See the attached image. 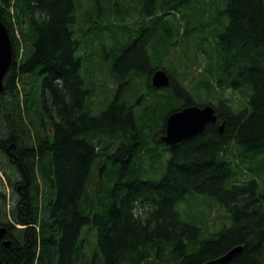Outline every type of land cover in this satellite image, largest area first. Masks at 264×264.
Listing matches in <instances>:
<instances>
[{
    "label": "trees",
    "instance_id": "obj_1",
    "mask_svg": "<svg viewBox=\"0 0 264 264\" xmlns=\"http://www.w3.org/2000/svg\"><path fill=\"white\" fill-rule=\"evenodd\" d=\"M81 16V0H0L15 50L0 148L16 144L4 152L16 175L0 168L13 189L31 182L16 209L0 204L12 240L0 241V264H203L237 245L226 264H264V0H92ZM86 28L119 85L99 112L78 54ZM158 68L171 75L161 89ZM193 104H212L224 131L210 123L163 142L168 115ZM1 187L0 174L6 199ZM194 193L215 197L231 225L204 237L184 221L177 204Z\"/></svg>",
    "mask_w": 264,
    "mask_h": 264
},
{
    "label": "rangeland",
    "instance_id": "obj_2",
    "mask_svg": "<svg viewBox=\"0 0 264 264\" xmlns=\"http://www.w3.org/2000/svg\"><path fill=\"white\" fill-rule=\"evenodd\" d=\"M81 4H82L83 16L92 10V0H81ZM91 16H93L91 17L92 21L98 24L99 22L97 19H95L94 17L95 15H91ZM133 22L134 20L131 18L126 20V23L128 25H131ZM83 24L84 22L80 21L79 26H82ZM86 30L88 31L91 30V32L89 33V35L85 37V40L83 39L82 43H80L81 48L79 49L78 54L81 55L83 59L82 60L83 71L87 76V81H90L89 83L94 93L89 98L88 101L89 107L91 106L94 112H99V111H103L105 107L108 105V103L119 92V85L117 84L112 72L109 69L111 64L110 57L107 56L106 59L101 58L100 55L101 53L99 50L100 42L95 37V33H97V29L94 28L93 30V28L91 29L86 28ZM119 37L120 40H124L123 36H119ZM79 39H81V37ZM105 41L106 42L104 47L108 51L110 50L109 48H112V46L109 43L110 39L106 37ZM141 52L142 50L138 49L131 55L133 56L136 53L135 57L138 56L140 58L139 64H141L142 66L145 63V60L141 59V57L143 56ZM175 55L176 53H173L172 56L174 57ZM89 59L91 60V63L89 62ZM134 82L136 89H139V91L141 92L145 91L142 77L135 80ZM224 97L226 99L230 98V102L233 105H235L236 108L244 107L246 105L245 96L242 93L239 92L232 93L228 91L227 94H224ZM141 104H144V102H142ZM5 111L6 110H4V112ZM0 112H3V110L0 109ZM1 118L2 116H0V139L6 140L8 136H6L5 134L7 135L9 134L7 132L6 126L3 124L5 122H1L2 121ZM0 144H3L2 140H0ZM6 146H8V144L5 145L4 147ZM4 152L7 151L2 146V148H0V163L5 165L4 167L7 168L8 172L14 173L15 176L16 175L15 170L10 166L9 164L10 160L6 157V154L4 155ZM165 156L167 157L168 155L165 154ZM163 171L164 168H162L159 172L155 173V176H151V177L158 179L162 175ZM0 174L2 175L3 184L5 185V190L7 193L6 199H2L0 202L3 208H5L9 212L11 209L12 210L16 209L15 202L17 203L18 201L21 200V198L17 194L16 189H13L11 186H7L5 184L4 179L6 180L7 177L3 173L1 168H0ZM16 179L17 178H15V180ZM2 189L4 190V188L1 187V191ZM10 194L11 196H9ZM177 209L179 210L181 217L184 221L193 223L194 225H197L198 227L201 228L202 236L204 237H210L212 235H215L218 232H220L223 228L231 225V219L229 217L228 210L215 197L211 195H207L204 193L189 194L187 196V199L177 204ZM20 227L23 226L22 225L17 226V228ZM94 239H95L94 232L90 231L89 236H87V242L89 244L87 246L86 243V247H85L88 253H91V251H89V247L93 245Z\"/></svg>",
    "mask_w": 264,
    "mask_h": 264
},
{
    "label": "water",
    "instance_id": "obj_3",
    "mask_svg": "<svg viewBox=\"0 0 264 264\" xmlns=\"http://www.w3.org/2000/svg\"><path fill=\"white\" fill-rule=\"evenodd\" d=\"M15 50L12 37L8 26L0 18V94L5 90V77L9 72L13 60ZM152 84L155 87H166L170 84V76L164 69H157L151 77ZM219 117L215 108L211 104L203 106L193 104L183 107L180 110L171 112L165 125V133L161 136L162 141L169 145L188 140L205 131L209 123L217 124ZM225 121L218 124L221 132H223ZM14 144V143H13ZM9 228L0 224V241L10 246L11 238L8 236ZM243 249V245H237L230 249L227 253L220 257L207 260L203 264H226Z\"/></svg>",
    "mask_w": 264,
    "mask_h": 264
},
{
    "label": "flooded vegetation",
    "instance_id": "obj_4",
    "mask_svg": "<svg viewBox=\"0 0 264 264\" xmlns=\"http://www.w3.org/2000/svg\"><path fill=\"white\" fill-rule=\"evenodd\" d=\"M15 147H16V144H14V145L10 144L8 147H6V151H7V153H9L10 156H12V154H13L12 149ZM12 160L14 161L15 158L13 157ZM20 181H23V182H18L14 189L17 190V194L20 196V198L24 199L27 197V191H25L24 188H26L27 186L29 187L31 185V182L29 181V179L27 180V179H23V178H20ZM9 196H11V194ZM1 200H2V198H0V201ZM0 204H1V202H0Z\"/></svg>",
    "mask_w": 264,
    "mask_h": 264
}]
</instances>
